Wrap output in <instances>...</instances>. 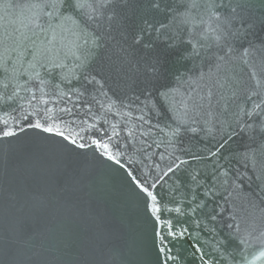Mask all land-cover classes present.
<instances>
[{
  "label": "snow or ice",
  "instance_id": "1",
  "mask_svg": "<svg viewBox=\"0 0 264 264\" xmlns=\"http://www.w3.org/2000/svg\"><path fill=\"white\" fill-rule=\"evenodd\" d=\"M0 6L5 12L16 7L26 10L20 27L0 33V105L16 98L19 86L11 95L6 91L9 84L18 82L22 76L27 77L25 84L38 82L36 90L41 92L38 102L47 103L43 89L49 80L45 76L53 78L55 73L62 81L76 79L75 70H79V79L84 82L81 95L91 88L107 97V92L102 91L107 82L105 72L114 71L134 94V99L127 104L119 103L121 107L138 108V122L150 125L146 116L158 113L160 104L174 114L175 126H149L140 132L141 136H148L155 127L168 137L169 146L173 148L177 142L182 143V136L187 133L197 136L203 133L201 140L208 138L197 151L188 146L180 149V155L170 154L166 171L156 165L158 171L154 176L151 173L136 176L133 171L126 173L142 198L145 214L152 221L157 259L160 264H177L180 257L171 254L172 245L198 238L199 232L183 227L174 216L188 217L197 227L205 220L215 222L225 209L217 204L211 212L203 210L208 207L210 198L219 196L220 192L226 193L221 198L229 203L236 185L235 179H229V169L219 163L215 164L211 177L191 168L192 163L225 158L223 154L228 145L241 134L248 135L254 144L259 142L256 148L243 153L245 161L254 163L256 153H264V56L259 62L254 58L264 50V44L260 49L251 43L247 47L241 45L240 49L234 46L244 34L239 3L235 0H26L18 6L12 0H0ZM159 44L173 50L178 59L193 63V68L176 76L178 82L189 85L187 94L159 84L164 74L159 58H137L139 51L150 52ZM102 52L108 55L109 63L87 71ZM65 61H71L73 71H64L68 68ZM196 61H200L199 66ZM238 65L248 69L247 81L239 74ZM186 74L188 78L184 80ZM193 84L195 88L191 87ZM52 87L61 98L68 95L59 90L58 84ZM24 91L31 93L32 88ZM32 99L37 97L32 96ZM116 104L117 100L109 99L103 107L111 111ZM21 111L26 109L21 108ZM51 111L33 120L38 113L17 117L0 108V147L25 129H34L58 137L68 147L86 148L88 145L77 143L76 137L81 141L84 138L79 133L75 136L68 133L61 127L63 118L49 115ZM58 111L71 113L72 110ZM123 115L131 116V113ZM6 117L11 118L14 128ZM21 122L24 127L20 126ZM90 127L95 128V125ZM113 134H119L115 126ZM129 135L136 137V130H129ZM91 144L103 149L101 154L109 161L124 167L117 158L121 153L109 151L110 143L93 138ZM178 172L181 175H177ZM172 177L175 179L168 185ZM198 213L201 215L197 216ZM229 216L232 221L236 220L235 209ZM226 226L232 231V239L240 244L247 243L240 234L239 225L228 223ZM224 243L216 250L218 253L227 252ZM195 251L200 249L194 246ZM206 255L200 256L204 264H208L204 260ZM227 259L226 254H221L217 264Z\"/></svg>",
  "mask_w": 264,
  "mask_h": 264
},
{
  "label": "water",
  "instance_id": "2",
  "mask_svg": "<svg viewBox=\"0 0 264 264\" xmlns=\"http://www.w3.org/2000/svg\"><path fill=\"white\" fill-rule=\"evenodd\" d=\"M12 2L19 6L26 0ZM235 2L240 5L238 11L243 17L244 34L234 42V46L240 49L241 45L247 47L251 43L260 49L264 44V0ZM23 15H26V10L22 7L5 12L0 6V33L20 27ZM136 56L138 59L159 58L164 73L159 84L178 88L187 94L189 85L178 82L176 76L193 68V63L178 59L176 53L163 44L150 52L141 50ZM262 56L264 50L255 54L254 58L259 62ZM65 63L68 68L64 71H73L71 61ZM108 63V55L102 52L87 71ZM199 64L200 61H196V66ZM238 71L247 81L248 69L238 65ZM75 75L76 79L63 81L55 73L53 78L45 76L49 84L43 89L44 99L47 100L44 104L38 102L41 97V92L36 90L38 82L25 84L27 77L22 76L18 82L9 84L6 91L7 95H11L19 86L16 98L0 105L3 111L17 117L38 113L32 117L33 120L50 109L49 115L63 118L61 127L66 128L68 133L74 136L79 133L84 138L81 141L76 137L77 143L88 145L83 149H74L58 137L25 129L0 147V264H160L153 244L152 221L145 214L142 198L126 173L133 171L136 176L149 173L154 176L158 171L156 165L166 171L170 154L175 152V155H180V149L188 146L197 151L208 138L201 140L203 133L199 136L187 133L182 136V143L177 142L173 148L169 146L168 137L155 127L148 136H141L140 132L146 131L149 126H175L174 114L160 104L158 113L146 116L150 125L143 124L137 121L140 115L138 108L121 107L119 103L124 101L127 104L134 99L133 92L124 86L119 74L105 72L107 82L102 91L107 92V97L91 88L81 95L84 82L79 79V70H75ZM187 78L186 74L184 80ZM57 84L59 90L68 95L61 98L52 87ZM29 87L32 88L31 93L24 91ZM191 87L196 86L193 84ZM32 96L37 99H32ZM109 99L117 100L111 111L103 107ZM21 108L26 111H21ZM59 109L72 111L60 112ZM125 112H130L131 116L123 115ZM6 118L14 128L11 118ZM20 126L24 127L23 122ZM113 126L118 135L113 134ZM133 129L136 130V137L129 135V130ZM165 131L168 129L165 128ZM93 138L110 143L109 151L113 154L120 152L117 158L124 167L103 156V149L91 144ZM258 143L254 144L248 135L241 134L228 145L223 154L225 158L192 163L191 168L208 177H211L215 164L219 163L229 169V179H235L236 185L229 203L221 198L226 193L220 192L219 196L210 198L208 207L203 210L207 213L217 204L222 206L225 211L215 222L205 220L197 227L188 217L174 216L183 227L199 232L198 238L172 245L171 254L180 257L177 264H204L200 259L203 253H207L204 260L208 264H217L221 254L228 256L222 264H264V153L257 152L254 163L243 158V153L249 148H256ZM174 179H169L168 185ZM233 209L235 221L229 216ZM228 223L239 225L246 244L232 239V231L226 226ZM226 240L228 243H224ZM222 243L226 253L216 251ZM194 246L200 251L194 252Z\"/></svg>",
  "mask_w": 264,
  "mask_h": 264
}]
</instances>
